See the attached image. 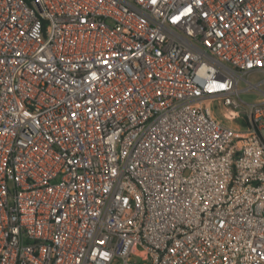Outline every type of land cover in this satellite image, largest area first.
<instances>
[{
	"label": "built area",
	"instance_id": "2783aa9c",
	"mask_svg": "<svg viewBox=\"0 0 264 264\" xmlns=\"http://www.w3.org/2000/svg\"><path fill=\"white\" fill-rule=\"evenodd\" d=\"M252 73L264 0H0V264H264Z\"/></svg>",
	"mask_w": 264,
	"mask_h": 264
},
{
	"label": "rangeland",
	"instance_id": "374dc122",
	"mask_svg": "<svg viewBox=\"0 0 264 264\" xmlns=\"http://www.w3.org/2000/svg\"><path fill=\"white\" fill-rule=\"evenodd\" d=\"M264 75L261 73H252L248 76V80L251 83H257L259 81H261L263 79ZM246 85V83L243 80L239 81V88H244ZM259 88L264 91V83L260 84ZM263 96L262 92H259L258 94L254 93V92H242L240 93V98L248 103H253L255 102L257 99L261 98ZM218 117L219 114L217 113ZM234 124L239 125L241 128L244 127V122L242 120H237L236 122H234Z\"/></svg>",
	"mask_w": 264,
	"mask_h": 264
}]
</instances>
